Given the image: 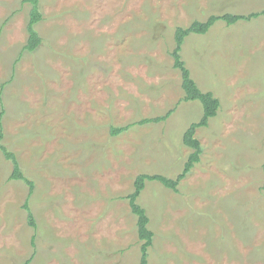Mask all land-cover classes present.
<instances>
[{
    "label": "rangeland",
    "instance_id": "obj_1",
    "mask_svg": "<svg viewBox=\"0 0 264 264\" xmlns=\"http://www.w3.org/2000/svg\"><path fill=\"white\" fill-rule=\"evenodd\" d=\"M31 9L0 0L2 143L34 183L28 200L0 151V264H140L136 178L176 179L204 114L184 101L175 33L261 14L264 0H39L42 43L28 52ZM181 60L220 107L196 131L201 159L178 192L148 181L138 198L149 264H264V16L189 35Z\"/></svg>",
    "mask_w": 264,
    "mask_h": 264
},
{
    "label": "trees",
    "instance_id": "obj_2",
    "mask_svg": "<svg viewBox=\"0 0 264 264\" xmlns=\"http://www.w3.org/2000/svg\"><path fill=\"white\" fill-rule=\"evenodd\" d=\"M25 3H29L32 5V9L30 12V20L27 25L28 31V42L24 47V51L33 52L38 49V47L42 43L41 37L38 36V32L36 31L35 26L42 21L43 15L39 9V0H24ZM260 15L264 16V12L254 13L249 16L243 15H224V16H212L206 22H194L188 28H178L175 33V42L176 48L172 53L174 58V67L179 68L182 74V88L185 93L184 101H199L203 105L204 114L201 120L197 123H193L188 130L185 132L183 136L184 145L188 148L192 149L193 152L190 154L188 161L185 164V168L183 172L176 178L170 179L162 175H140L136 178L134 192L130 195V207L133 214L137 217V226H138V236L139 239L143 242L141 247V261L140 264H149L148 261V250L153 245L154 242V233L149 229V217L144 208H142L138 204V198L141 195V192L144 190L143 188L148 181H156L162 184L166 189L173 190L178 192L177 187H179L180 183L187 177L189 172L194 168V166L200 162L201 154H202V146L200 141L195 137L196 131L199 128H203L208 126V121L217 116L218 109L220 107V101L214 97V95L210 92H202L195 81L191 78L190 71L185 67L184 62L181 60V51L184 45L186 38L191 34L204 35L207 33L212 26L218 21H225L228 25H234L241 20H250L253 18H257ZM2 106V111L0 114V151L4 154L7 160L12 161L14 170L10 177L11 180H22L28 186V200L33 195L34 183L27 177L23 175L20 169L19 161L15 154L9 151L5 145L2 143L3 140V125L2 119L4 116V106ZM172 114V111H169L163 117H157L152 119H144L139 122V124H147V123H158L161 121H166ZM129 127H121L118 129L112 130V135H116L118 133L124 132L128 130ZM264 189V186H263ZM25 202L23 208L27 211V220L29 226L36 229L38 227L35 216L29 207V201ZM35 240V236L33 237V241ZM34 246V242H33ZM34 258V255L28 259L25 264H29Z\"/></svg>",
    "mask_w": 264,
    "mask_h": 264
}]
</instances>
